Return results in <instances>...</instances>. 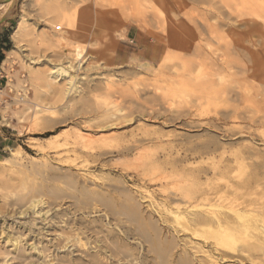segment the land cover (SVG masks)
I'll list each match as a JSON object with an SVG mask.
<instances>
[{"label":"rangeland","instance_id":"1","mask_svg":"<svg viewBox=\"0 0 264 264\" xmlns=\"http://www.w3.org/2000/svg\"><path fill=\"white\" fill-rule=\"evenodd\" d=\"M9 1L0 0V3ZM181 8L188 9L189 13L181 15ZM214 14L210 5H199L190 0H14L7 10H0V28L8 31L12 38L11 50L5 60L7 72L0 83V126L15 140L11 149L23 151L21 167L12 169L7 166L0 170L2 243L5 244L3 239L8 235L20 237V248L44 241L39 246L53 249L51 253L54 252L55 256L52 254V258L46 259H53L52 264H58L60 257L74 250L75 256L100 252L109 257L105 248L111 250L120 238L125 242L122 250L126 253L116 258L121 260L115 264H166L154 249L158 246L167 248L170 243H175L176 247L170 248L169 264H180L188 257L192 264H199L200 259L206 260L208 255L191 251L192 244L186 246L192 241L191 233L186 231L189 216L182 218L181 208H177L187 202L185 207L182 206L189 211L199 209L203 193H208L211 198L217 197L208 188L221 183V180L213 179L211 168L220 161L233 166L235 180L247 179L249 169L232 163L235 155L242 156L246 152L244 138L235 137L244 131L245 124L227 117L231 104L227 91L235 81H240L243 92L253 86L260 92V83L264 81V75L257 79L246 77V73L236 69L226 71L213 63L217 45L215 34L202 23L215 24ZM22 16H25L29 28L23 43L19 44L13 33ZM98 19L102 20L101 24ZM233 23L244 25L239 20ZM200 26L204 29L200 30ZM131 27L135 32L150 34L162 44L156 68L119 62L125 45L121 40L125 39ZM221 31L227 29L222 28ZM237 31L247 33L246 29ZM109 38L115 42L112 57L107 53ZM78 46L84 47L88 53L87 61L81 65L74 60ZM216 53L221 52L217 50ZM148 56L152 57L151 51ZM228 57L233 63H241L229 54ZM68 61L79 67L78 71L76 68L72 70L77 72L81 81L78 93L65 96L62 93L66 88L64 79H58L59 83L56 82L54 88L45 84L42 87L41 81L35 84L31 80V71L44 73L50 71L54 64L68 65ZM231 72L235 73L233 77ZM19 79L27 80L28 97L37 101L34 109L28 111V105L17 102L21 93ZM106 79H112L108 91L103 82ZM95 100L111 104V113L115 116L99 118L97 115H102L103 111L95 106ZM240 104L245 106V100L242 99ZM20 112H26L22 114V124L16 116ZM110 125L114 129L106 134H115V138L106 142V146H96V154H103L99 160L85 153H73L72 148L51 149L47 146L55 139L53 136H57L60 144L71 141L75 131L100 137L104 133L99 131ZM35 144L43 145L46 150H40ZM133 146H138V149L129 152L127 148ZM257 147L264 149L260 142ZM11 149L0 151V162L12 156ZM138 152H144L140 160L136 159ZM203 171L208 172L203 182L206 183L207 178L213 180L200 191L194 176ZM69 172L76 174L79 180L77 190L69 191L62 182L58 185L69 195L76 193L78 199H46L47 205L41 207L45 210L41 214L35 212L38 209H30L24 215L15 213L17 209L13 204L20 197L29 199L33 186L46 184L54 173L63 176ZM162 174H167V177ZM193 182L197 190L192 186ZM84 190L93 191L98 196L94 195L93 200L81 199V191ZM188 196H192L191 204ZM196 198L200 202L197 203L198 208ZM131 205H138L139 220L120 214L124 207ZM65 223L75 225L73 231L67 229ZM24 226L32 228L34 233L29 234ZM43 227L46 230H42ZM141 227L148 232H137ZM62 229L67 233L63 236L56 234V230ZM244 236L238 239L239 246H244L247 240ZM78 239L84 247L77 242ZM67 240L69 247L62 249ZM75 243L81 248L77 244L76 248L70 247ZM263 244L257 242L254 245L256 250L252 260L236 257L234 261L264 264ZM13 249L12 244H8L0 251V264H20L14 255L6 254L5 250L10 252ZM130 251L135 252L133 257L129 255ZM186 252H191V255ZM26 257L36 263L43 258L30 250Z\"/></svg>","mask_w":264,"mask_h":264},{"label":"bare ground","instance_id":"2","mask_svg":"<svg viewBox=\"0 0 264 264\" xmlns=\"http://www.w3.org/2000/svg\"><path fill=\"white\" fill-rule=\"evenodd\" d=\"M181 1H185V0H181ZM190 1H193L199 5H207V6L210 5V8L215 11L214 15L217 20L215 24L210 25L207 22L202 23L203 25L208 26L215 34L214 38H215L217 45H216V48H214L215 51L213 53L214 54L213 63L219 66L220 68H225L226 71L227 70L230 71L231 69H236L239 72L246 73L248 74L246 77L253 76L254 78L257 79L258 76L264 75V0H190ZM13 2L14 0H10L8 3H0V10L2 9L7 10L12 5ZM182 8H181V15H187L189 13L188 12L189 10L182 9ZM234 20H239V22L243 23L244 25H239V23H233ZM97 22L101 24L102 20L98 19ZM27 25L28 24H27V20L25 19V16H22L20 22L18 23L17 29L13 33L14 38L18 41L19 44L23 43L24 41V36L26 35V31L29 28ZM222 28H226L227 31L222 32L221 31ZM203 29L204 28L200 26V30H203ZM237 29H244V30L246 29L247 31L246 35L242 32H238ZM258 34L260 35L258 36ZM109 39L111 40V42L109 41L110 44L107 45V53L109 57H112L113 54L115 53L114 52L115 42L112 41L111 38ZM96 44H98V42ZM21 48H24V46H21ZM217 50L220 51L221 53H216ZM75 51H76V54H75L74 60L76 61L77 65H81L82 63L87 61L88 53L84 47L78 46L76 47ZM228 54L232 58L234 57L237 60H240L241 63L231 62L230 58L228 57ZM31 60H33L34 62L36 61L34 58H32ZM67 64L68 65H65L64 63L57 64V65L54 64L50 71H47L44 73H40V72L35 73L34 71H31V80L35 82V84H38L36 81H41L42 83L41 82L40 83L42 87L45 84L46 86H50L54 88V86L57 84L56 82L59 83V81H57L58 79H64L66 80V88L63 89L62 93L65 96L76 94L78 93V89H79L78 84L81 83L80 79H78L79 75H77V72H76L78 71L79 67H77V65H73L70 61H68ZM74 68L77 69L75 72L72 71ZM252 72L256 73L257 75L253 74ZM231 73L230 75L233 77L235 73L233 72ZM102 79H105V78H102ZM106 80H105L106 82L105 81L103 82L105 83V90L108 91L111 87L112 79L111 80L106 79ZM33 82H31V85ZM115 82H117V80ZM98 86H100L99 88L102 87L101 89H103L102 85H98ZM242 86L243 84L240 81H235V84L229 86L227 94H228V101L231 104L229 106V112L227 113V117L231 118L234 121L236 120L242 121L245 124L244 131H241L239 134L235 135V137L238 136L237 138L239 137L244 138L246 152L242 156L235 155L233 157V162L232 161L231 162L235 165L245 166V168L249 169L247 173V179L241 178L239 180L237 179L235 180L232 175L233 166L226 165L224 161H220L217 164L213 165V167L211 168L213 172V179L215 181L217 179L221 180V183L217 185H215L216 184L215 183L214 187L213 185L211 186L213 188H208L209 192H214L213 195L217 197L216 198L213 197L214 198L213 199L210 197L208 193L201 194V201L203 203H201L200 205L197 204L200 202L197 201V198H196L197 208H198V205L200 208L191 210V211H189L188 208H184L187 202L185 203V205L182 204L184 207L182 205L181 207L180 205L178 208L176 207L177 209L181 208V217L184 216L182 218H186V216L187 217L189 216V219H187L186 231L191 233L192 241L187 242L186 246L192 244L191 251H195L196 253H202V254L208 255L206 260L200 259L198 262L199 264H227V263L228 264H239V261H236V260L234 261V259H237L236 257H239V258L246 257L247 259L252 260V257L255 252L254 250H256L255 249L256 246L254 245L255 244L257 245V242L258 243L264 242V149H260L259 147H257V144L259 142L262 143V145H264V81L260 83V89H261L260 92L255 91L254 86L250 88L248 87L243 92ZM37 88L39 87L37 86ZM18 89L21 90V93L17 98V102L22 103L23 105L24 104L28 105L29 106L27 107L28 111L31 109H34L35 106L33 105L37 101L36 99L35 101L34 100L32 101L29 99L28 97L29 88H28L26 79H23V80L19 79ZM32 89H34V87ZM36 95H37L36 96L37 98L38 93ZM242 99H244L246 102L245 106H241L240 104V101ZM95 103H96L95 106L96 107L98 106V109L103 111L102 115L100 114L97 115L99 118L102 117V118L108 119L111 115L115 116L114 113H111V109H112L111 104L100 103L97 100H95ZM37 106L38 105L36 104V107ZM24 113L26 112H22V113L20 112L19 114H16L18 118V122L21 124L24 121V118L22 115ZM51 122L53 123L54 121H51ZM113 129L114 127L111 125L103 128L99 132L104 133V135L100 137H95L83 131H75L76 133L74 134V138L71 141L69 140L64 141L63 144H60L59 140L57 139V136H53L55 139L49 142L47 146L48 148H51V149L72 148L73 153L74 152L77 154L78 152L79 153L81 152L83 154L85 153L88 156H92V157L95 156L94 157L96 158L95 160L97 159L99 160L101 157H103V154H100V153L96 154V148H97L96 146L100 144L101 146L103 144L105 145V143L108 142L110 139L114 141L115 134L114 135L106 134L108 132H111ZM48 140H50V138H48ZM35 146L39 148L40 150H43V151L46 150L45 149L46 147H44L41 144H35ZM136 149H138V146L127 148L129 152L136 150ZM72 151L70 150V152ZM143 156H144V152H138L136 154V159L140 160L143 158ZM22 158H23V151L19 148H14L12 152V156L5 158L2 162H0V170L2 168L3 169L6 168L7 166L12 169L21 167ZM54 174L55 175L52 177L49 176L50 178L46 180V184H38V185L33 186L31 190L29 191L31 194V197L29 199H27L26 196H24V197H20L19 199L15 201V203L13 204V207L17 209V211L15 212L16 214H21V215L27 214V212L30 209H34V210L38 209L35 212L41 214L45 211L44 208L42 209L41 207L47 205L46 199H53L56 201L60 199H64V198H67V199L71 198V200L73 199L72 201L78 199L76 196V193L69 195L61 185H58L59 182L60 183L62 182L67 187V189H69V191L70 189H76L78 187L77 184L79 181L77 177L75 176L76 174L75 175L73 173L70 174V172L69 174L67 173L63 176L56 175V173ZM207 174H208L207 171H203V173H199L194 176V179L198 185L196 187L198 188L200 186L199 187L200 191H201V188L203 189V186L204 187L209 186L210 181L213 180L211 179L209 181L210 178H207L206 183L203 182L202 179ZM162 175H165V177H167V174H162ZM192 184H193L192 186L195 185L194 182ZM197 188L195 189L197 190ZM94 195H97V194H95L93 191H90V190H84V191H81L80 197L81 199H84V200H93L95 199ZM191 197L192 196H190L188 200V202L190 201L189 204H191V200H190ZM198 199H200V197H198ZM175 200L176 198L174 199V201ZM169 201L172 202L173 200L170 198ZM75 203H78V201ZM176 204L177 203H175L174 206H176ZM137 206L131 205V207L129 206V208L124 207L121 210L120 214L123 213L122 215H125L131 219L137 218L139 220V217L141 215H140V209ZM24 207L26 208L23 209ZM49 210L45 212L46 215L49 212ZM66 226H68L67 229H71V231H73L75 225L73 226V225L66 224ZM143 227L139 228L137 232L144 233L146 229L144 230ZM24 228L27 231H29V234L32 232L34 233L32 228L26 227V226H24ZM41 229L44 230L45 227ZM60 230L55 231L56 234H58L59 236H63L64 234L67 233L66 229H62V231ZM157 231L156 233L161 234V232H157ZM127 233L129 234V232ZM241 235L247 236L246 237L247 240L244 242V246L241 245L242 247L238 245L239 244L238 239L240 238ZM18 238L20 237L12 238L9 235L6 236L3 239V242H5V244L0 241V251H2L3 248L6 247V245L12 244V247L14 248L13 251L8 252V250H5L6 254L14 255L20 261V264H38V263L39 264H52L53 259H51L50 261L46 259L52 258V254L54 255V252L51 253V251L53 249L50 250L51 249L50 246H49L50 248H44V249L40 248L39 246L41 244L43 245L44 241H39L38 244L34 242L30 244L29 247L27 248L26 247L20 248L22 241L21 239H18ZM79 239L77 242L81 245ZM67 241L65 242V244H63L62 249H66L69 247L68 246L69 241L68 242ZM196 241H200V242H196ZM123 242L124 241L122 238L118 239L116 241L117 244L115 243V246H113L114 248H112L111 250L109 249V247L105 246L106 247L105 251H107V253L110 254L109 257L103 256L102 254H100V252H96L95 254H89L86 256H81V255L75 256V252H74L75 250H74V251L68 252L66 256L60 257L61 259L60 261H58L59 262L58 264H115V263H118L120 262L121 259L119 260L116 258L121 257V254L125 255L126 253L124 250H122L124 249L123 247H125L124 246L125 242L124 243ZM161 243L164 244L162 241ZM76 244L77 243L72 244L70 247L76 248L77 247L75 246ZM47 247H48V244H47ZM54 247L56 246H53V248ZM175 247H176L175 243H170V245H168L167 248L166 247L163 248V246L155 247L154 252L158 254L159 256L163 257L164 259L163 262H166V264H169L170 256H168V254H171L170 248L173 249ZM262 248L264 249V247ZM28 250L38 252L40 255H42L43 258L41 259V262L38 261L36 263V261H33L32 259L29 260L28 257H26V253L28 252ZM46 251L47 252L50 251V252L45 253ZM134 253L132 251L129 255L130 256L132 255L133 257ZM190 253L191 252H188L187 255H191ZM189 259H190L189 257L186 258V260H184L180 264H192L193 262ZM105 260H107V262H105ZM7 263L5 262L4 264H7Z\"/></svg>","mask_w":264,"mask_h":264},{"label":"crops","instance_id":"3","mask_svg":"<svg viewBox=\"0 0 264 264\" xmlns=\"http://www.w3.org/2000/svg\"><path fill=\"white\" fill-rule=\"evenodd\" d=\"M11 34H8L3 28H0V83L3 82L4 76L7 72L5 65L6 54L9 52L12 40ZM125 41L123 50L119 55V62L123 65H145L146 67H154L158 65V55L160 53L161 43L156 38H151L150 34L146 32H140L131 27L125 34ZM168 42H170L168 40ZM129 43V44H128ZM152 52V57L148 56L149 52ZM5 129L0 126V151L5 149H11V143L15 140L8 134L4 133ZM14 149V148H13ZM11 149V152L12 150Z\"/></svg>","mask_w":264,"mask_h":264},{"label":"trees","instance_id":"4","mask_svg":"<svg viewBox=\"0 0 264 264\" xmlns=\"http://www.w3.org/2000/svg\"><path fill=\"white\" fill-rule=\"evenodd\" d=\"M0 59H2V58L0 57Z\"/></svg>","mask_w":264,"mask_h":264}]
</instances>
